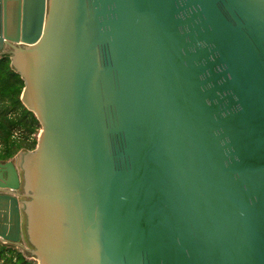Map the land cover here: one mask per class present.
Instances as JSON below:
<instances>
[{
  "label": "water",
  "instance_id": "obj_1",
  "mask_svg": "<svg viewBox=\"0 0 264 264\" xmlns=\"http://www.w3.org/2000/svg\"><path fill=\"white\" fill-rule=\"evenodd\" d=\"M2 57L40 130L0 161L1 243L264 264V0H0Z\"/></svg>",
  "mask_w": 264,
  "mask_h": 264
},
{
  "label": "trees",
  "instance_id": "obj_2",
  "mask_svg": "<svg viewBox=\"0 0 264 264\" xmlns=\"http://www.w3.org/2000/svg\"><path fill=\"white\" fill-rule=\"evenodd\" d=\"M23 81L10 66L8 57L0 58V161L33 150L40 125L20 100ZM0 242V264H36L24 251Z\"/></svg>",
  "mask_w": 264,
  "mask_h": 264
},
{
  "label": "rangeland",
  "instance_id": "obj_3",
  "mask_svg": "<svg viewBox=\"0 0 264 264\" xmlns=\"http://www.w3.org/2000/svg\"><path fill=\"white\" fill-rule=\"evenodd\" d=\"M38 133H39V132H38ZM37 135H38V134H37ZM16 156L18 157V154H17ZM25 245H26V244H25ZM26 248H28L27 245H26ZM12 249L15 250V251H18V250L20 251V250H21V249H19V248H17V247H13ZM21 251H22V250H21ZM0 263H1V262H0Z\"/></svg>",
  "mask_w": 264,
  "mask_h": 264
},
{
  "label": "built area",
  "instance_id": "obj_4",
  "mask_svg": "<svg viewBox=\"0 0 264 264\" xmlns=\"http://www.w3.org/2000/svg\"><path fill=\"white\" fill-rule=\"evenodd\" d=\"M21 251V250H20Z\"/></svg>",
  "mask_w": 264,
  "mask_h": 264
}]
</instances>
